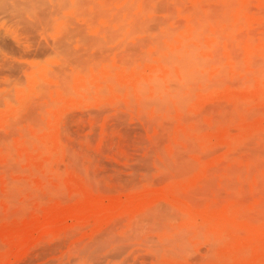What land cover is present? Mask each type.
<instances>
[{
	"label": "rangeland",
	"instance_id": "rangeland-1",
	"mask_svg": "<svg viewBox=\"0 0 264 264\" xmlns=\"http://www.w3.org/2000/svg\"><path fill=\"white\" fill-rule=\"evenodd\" d=\"M0 264H264V0H0Z\"/></svg>",
	"mask_w": 264,
	"mask_h": 264
}]
</instances>
